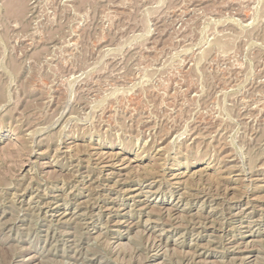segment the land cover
Returning <instances> with one entry per match:
<instances>
[{
    "label": "rangeland",
    "instance_id": "1",
    "mask_svg": "<svg viewBox=\"0 0 264 264\" xmlns=\"http://www.w3.org/2000/svg\"><path fill=\"white\" fill-rule=\"evenodd\" d=\"M0 264H264V0H0Z\"/></svg>",
    "mask_w": 264,
    "mask_h": 264
}]
</instances>
